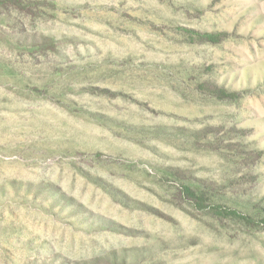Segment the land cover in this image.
I'll return each instance as SVG.
<instances>
[{"label":"rangeland","instance_id":"rangeland-1","mask_svg":"<svg viewBox=\"0 0 264 264\" xmlns=\"http://www.w3.org/2000/svg\"><path fill=\"white\" fill-rule=\"evenodd\" d=\"M0 264H264V0H0Z\"/></svg>","mask_w":264,"mask_h":264},{"label":"trees","instance_id":"trees-1","mask_svg":"<svg viewBox=\"0 0 264 264\" xmlns=\"http://www.w3.org/2000/svg\"><path fill=\"white\" fill-rule=\"evenodd\" d=\"M225 36H226V33L218 32V33H203V34H199L198 37L205 39V41L210 43V44H217ZM215 90H216V94H215L216 97H218L220 99H232L235 97L234 94H229L225 90H220V89H216V88H215ZM183 193L188 199L195 201L198 207L205 208L204 206H202L203 203L205 202L203 194H197V193L191 191L189 188H185ZM209 209L213 213L218 214V215H224L227 217L230 216V217H234V218H239V219L243 220L246 224H252L253 223L252 220H250L248 217H242L235 211L221 209L219 206H209Z\"/></svg>","mask_w":264,"mask_h":264}]
</instances>
